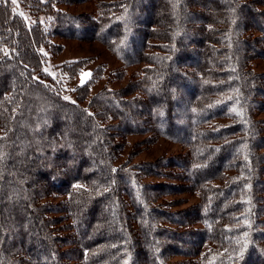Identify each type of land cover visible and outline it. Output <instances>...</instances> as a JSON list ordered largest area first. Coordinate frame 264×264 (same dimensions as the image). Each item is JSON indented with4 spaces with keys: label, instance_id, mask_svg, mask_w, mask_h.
<instances>
[{
    "label": "trees",
    "instance_id": "trees-1",
    "mask_svg": "<svg viewBox=\"0 0 264 264\" xmlns=\"http://www.w3.org/2000/svg\"><path fill=\"white\" fill-rule=\"evenodd\" d=\"M27 1L53 23L0 2V264H264V72L251 65L264 59V0H113L76 14L56 5L88 0ZM56 37L144 66L117 88L126 71H111L92 94L97 66L65 99L43 69ZM160 137L184 150L134 162ZM183 193L198 201L180 207Z\"/></svg>",
    "mask_w": 264,
    "mask_h": 264
},
{
    "label": "rangeland",
    "instance_id": "rangeland-1",
    "mask_svg": "<svg viewBox=\"0 0 264 264\" xmlns=\"http://www.w3.org/2000/svg\"><path fill=\"white\" fill-rule=\"evenodd\" d=\"M46 2L47 0H41ZM101 1H113V0H88L76 4H59L56 5L59 9L68 11L70 13H95L97 10V5ZM27 0H16L15 5L17 10L28 19L29 22H35L40 20L44 22L45 26H50L53 23V19L47 16L46 13L34 14L33 11L27 7ZM124 18L129 19V15H125ZM130 27L126 26V29ZM127 29V30H128ZM53 43L59 44L60 49H56V53L47 52L43 49L45 53V65L43 67L46 73L54 75L56 82L59 83V88L63 92V95L67 99L74 100L73 91L76 87L87 81L93 73V70L100 65L104 66L105 75L94 87L92 88V94L101 89L105 84H107L108 74L113 70H121L124 68L121 59L113 53L104 43L98 40H80L76 38H65L56 37L52 39ZM81 59H89V63L81 70V72L74 77L67 75L62 72V66L75 62ZM252 67L255 71L264 72V59H256L251 62ZM144 64H139L135 66L125 67L126 76L122 80H117L115 82H108L113 88L120 87L124 85L133 74H140L141 69ZM83 81V83H82ZM88 102V101H87ZM84 103V104H87ZM234 111L239 113L237 107L232 108ZM254 119L258 121L261 126L263 123L264 127V112L254 111ZM224 122H227L226 120ZM4 133L3 129L0 127V136ZM146 135H131L124 139L123 148L121 150L120 156L116 163L126 161L131 157L134 146L141 142ZM184 149L181 144L176 143L168 138L160 137L155 143L151 145H146L141 150L137 151L133 155L134 162H143L154 160L159 156H169L175 153L182 152ZM173 198L186 199V201L180 207H187L198 201V197L191 193H183ZM52 200L57 201V199L52 198ZM180 258H176L179 260Z\"/></svg>",
    "mask_w": 264,
    "mask_h": 264
},
{
    "label": "snow or ice",
    "instance_id": "snow-or-ice-1",
    "mask_svg": "<svg viewBox=\"0 0 264 264\" xmlns=\"http://www.w3.org/2000/svg\"><path fill=\"white\" fill-rule=\"evenodd\" d=\"M0 2H2V0H0ZM15 2H16V0H12V3H15ZM82 83H83V81H82ZM65 99H67V97H65Z\"/></svg>",
    "mask_w": 264,
    "mask_h": 264
}]
</instances>
